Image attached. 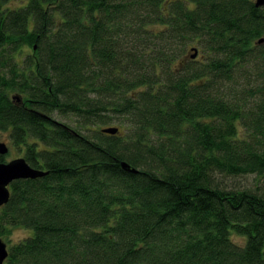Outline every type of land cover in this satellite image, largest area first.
<instances>
[{
	"label": "trees",
	"instance_id": "16d2710c",
	"mask_svg": "<svg viewBox=\"0 0 264 264\" xmlns=\"http://www.w3.org/2000/svg\"><path fill=\"white\" fill-rule=\"evenodd\" d=\"M254 2L0 0V131L48 171L2 264H264V185L231 182L264 177Z\"/></svg>",
	"mask_w": 264,
	"mask_h": 264
},
{
	"label": "water",
	"instance_id": "95a60500",
	"mask_svg": "<svg viewBox=\"0 0 264 264\" xmlns=\"http://www.w3.org/2000/svg\"><path fill=\"white\" fill-rule=\"evenodd\" d=\"M256 6L264 5V0H255ZM262 37L260 40L262 41ZM194 53L191 57L196 56V48H192ZM102 133L116 134L118 128L115 126L102 127L100 130ZM8 151L7 144L0 139V155H5ZM122 167L129 171L136 172L135 169L128 167V164L122 162ZM48 171L42 168H36L31 166L24 157H16L6 161H0V206L6 203L10 197V182L18 179L37 178L44 176ZM8 255V249L6 242L0 237V264L3 263Z\"/></svg>",
	"mask_w": 264,
	"mask_h": 264
},
{
	"label": "rangeland",
	"instance_id": "374dc122",
	"mask_svg": "<svg viewBox=\"0 0 264 264\" xmlns=\"http://www.w3.org/2000/svg\"><path fill=\"white\" fill-rule=\"evenodd\" d=\"M114 124L115 123L111 125H114ZM0 139L4 141L8 146V151L4 155V159L6 162L12 158L23 157L24 149L12 145L11 141H9L10 139H9L7 132L0 131ZM231 182L236 183L238 185H247V186L250 185L254 187L256 184L264 185V177L259 179L258 177H255L254 175H246L242 177L231 178ZM31 232H32L31 229L26 228L22 225L15 224L10 227L9 233L6 235H1V238H3V240L7 243V246L9 248L12 244L27 237L29 234H31ZM231 237L238 244L243 243L242 237L236 236L235 234H232Z\"/></svg>",
	"mask_w": 264,
	"mask_h": 264
},
{
	"label": "flooded vegetation",
	"instance_id": "af4514ba",
	"mask_svg": "<svg viewBox=\"0 0 264 264\" xmlns=\"http://www.w3.org/2000/svg\"><path fill=\"white\" fill-rule=\"evenodd\" d=\"M6 245H7V243H6ZM7 248H8V246H7Z\"/></svg>",
	"mask_w": 264,
	"mask_h": 264
}]
</instances>
